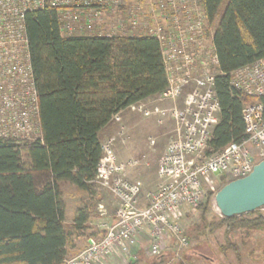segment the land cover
Instances as JSON below:
<instances>
[{"label": "built area", "instance_id": "2783aa9c", "mask_svg": "<svg viewBox=\"0 0 264 264\" xmlns=\"http://www.w3.org/2000/svg\"><path fill=\"white\" fill-rule=\"evenodd\" d=\"M47 7L57 10L65 38L156 39L167 88L154 99L164 107L154 110L144 103L129 108L144 118L154 117L160 126L172 124L159 159L157 187L144 200L142 186L126 174L138 162H119L114 137L102 145L95 181L117 200L115 219L102 224L100 233L88 238L84 250L66 264H114L116 257L128 262L145 232L150 256L159 257L172 241L173 260H180L189 247L182 226L187 211L201 206L207 194H215L222 185L249 176L264 161L263 104L242 107L246 138L241 144L232 142L212 152V133L222 115L215 85L221 71L204 0H0V141L22 148L26 142L41 140L24 19ZM229 84L238 93L263 97L264 59L233 71ZM111 122L121 123L120 114ZM121 128L122 134L125 127ZM98 207L100 217H105L104 205Z\"/></svg>", "mask_w": 264, "mask_h": 264}, {"label": "trees", "instance_id": "16d2710c", "mask_svg": "<svg viewBox=\"0 0 264 264\" xmlns=\"http://www.w3.org/2000/svg\"><path fill=\"white\" fill-rule=\"evenodd\" d=\"M224 1L204 0L221 71L215 85L222 115L212 133V152L246 138L242 107L255 102L264 107V95L246 96L229 84L233 71L264 59V0H228L220 15ZM57 17V10L47 7L24 19L41 140L22 148L0 141V264H66L84 250L87 241L81 248L76 243L97 221L105 193L95 181L103 156L100 131L120 112L154 100L167 88L156 39L65 38ZM64 183L86 194L71 223L66 222ZM206 198L209 203L213 195ZM243 217H222L218 226L264 224L263 215Z\"/></svg>", "mask_w": 264, "mask_h": 264}, {"label": "rangeland", "instance_id": "374dc122", "mask_svg": "<svg viewBox=\"0 0 264 264\" xmlns=\"http://www.w3.org/2000/svg\"><path fill=\"white\" fill-rule=\"evenodd\" d=\"M227 1L225 0L222 4L220 15ZM146 105L154 110L158 109V106L160 108L163 106L155 99L148 100ZM127 114L130 117L128 118L127 126H124V132L121 134V126H114V128L108 131V137L109 139L111 137L116 138L114 150L120 159L119 162L132 160L138 162L135 167L129 168L127 171L126 174L129 179L131 181H142L146 191L155 190L158 183L156 172L159 166V159H161L168 142L166 135L169 133L170 125L167 122L160 126L156 123L154 117L144 118L141 113L134 111L128 110ZM151 140L155 142L154 146L151 145ZM24 160H26L25 157ZM66 184L69 187H62L64 199H66L69 208L72 209L74 203L71 204L70 200H73L78 193L71 188L73 185ZM225 185H222L221 188ZM215 194H211L213 198H210L209 203L208 199L205 198L201 206L187 211L182 226L188 236L189 247L186 251L181 252L180 261L173 260L174 247L172 245V252H170L169 256H167L168 258L162 264H188V259L192 260L190 264H207L198 258L199 255L212 257L214 264H264V254H262L264 252V224L257 226V228H240L238 224L233 225V223L229 224L231 227L228 224L218 226L223 216L217 207H215ZM101 203L105 204L107 215L105 218L100 217L98 207L97 211H95L97 212V223L112 220L115 216L116 202L111 194L105 192ZM254 214L252 216L244 215V217L252 218L259 215H263L264 217V208L255 211ZM98 230L97 227H91L85 236L91 235L95 237L98 235ZM142 238L143 236L141 235L139 241H142ZM144 244L145 250L148 252L149 243L147 239L144 241ZM146 259L150 260L149 264L152 262L151 258ZM114 264L116 263L114 262ZM119 264L129 263L120 260Z\"/></svg>", "mask_w": 264, "mask_h": 264}, {"label": "water", "instance_id": "95a60500", "mask_svg": "<svg viewBox=\"0 0 264 264\" xmlns=\"http://www.w3.org/2000/svg\"><path fill=\"white\" fill-rule=\"evenodd\" d=\"M214 202L223 218L229 219L264 208V161L249 176L222 187L215 194Z\"/></svg>", "mask_w": 264, "mask_h": 264}, {"label": "crops", "instance_id": "0c3cea01", "mask_svg": "<svg viewBox=\"0 0 264 264\" xmlns=\"http://www.w3.org/2000/svg\"><path fill=\"white\" fill-rule=\"evenodd\" d=\"M148 100H150V99H147L146 101L140 102L138 104H144ZM157 108H160V106H158ZM161 108H162V106H161ZM128 110L129 111H133L131 108H127L126 110L120 112V116H121V119H122L121 123L110 122V124H107L106 127L100 131L98 139H100V142H101L102 145L109 139L108 131H110L111 128H114V126H127L126 124L128 123V121H129L128 118L130 117V115L127 114ZM169 125H170V128H169V132H170L172 130V124H169ZM167 140H168V136H167ZM118 159H119V157H118ZM119 161H120V159H119ZM157 180H158V173H157ZM132 182L139 183V185L142 186V190H143V196L141 197L142 200L145 199L144 197L146 196V194L154 191V190H147L146 191L144 183L142 181H140V180H136V181L132 180ZM63 186H68L69 187V185H67L66 183H64L62 185V187ZM62 187H61V189H62ZM71 188H73L78 194H76V196L73 198V200L72 199L70 200L71 204L74 203V206L72 207V209L69 208L66 199L63 200L65 202V205H66V212L65 213H66V222L67 223H71L73 221V218H74V215H75V211H77L83 205V199L86 198L85 192L78 190L77 188H75V186H73ZM113 199H114V197H113ZM114 201L116 202V208H117V200L114 199ZM100 204H103L104 207H105L104 203H100ZM105 217H102V218H105ZM114 219H115V216L112 218V220H105V221H101V222H98V223H97V221H95L94 223H90L91 224L90 228L91 227H97L99 229L97 233H99L101 231V225L102 224H106V223L110 224L111 222L114 221ZM146 233L147 232L142 233V236H143V238L141 239L142 241H139V243L137 245V249L135 250L134 257L132 258V260H130L127 263H129V264H149L150 260H147L146 258H151L152 262L150 264H162L164 262V260H166L168 258L167 256H169L170 252H172L171 246H172L173 242L170 241L169 244H168V247L166 248V250L159 257L150 256L148 254L147 250H145V246H144L145 245L144 241L146 239L148 240V237H147ZM90 237H92V236L91 235L90 236H83V238H84L83 240L82 239L78 240L77 243H76L77 244V248H81V246L84 245L85 241H87V239L90 238ZM148 243H149V240H148ZM198 258H200L202 261H204V263L214 264V259L212 257L199 255ZM114 260H115L116 264L120 263V259H117V257L114 258ZM179 261L180 260H178V262ZM190 263H192V260L188 259V264H190Z\"/></svg>", "mask_w": 264, "mask_h": 264}, {"label": "bare ground", "instance_id": "6f19581e", "mask_svg": "<svg viewBox=\"0 0 264 264\" xmlns=\"http://www.w3.org/2000/svg\"><path fill=\"white\" fill-rule=\"evenodd\" d=\"M74 257V256H73Z\"/></svg>", "mask_w": 264, "mask_h": 264}]
</instances>
